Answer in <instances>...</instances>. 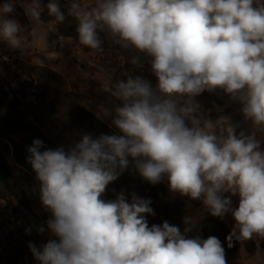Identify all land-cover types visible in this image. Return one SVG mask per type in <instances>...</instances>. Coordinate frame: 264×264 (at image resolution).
I'll use <instances>...</instances> for the list:
<instances>
[{
  "label": "clouds",
  "instance_id": "1",
  "mask_svg": "<svg viewBox=\"0 0 264 264\" xmlns=\"http://www.w3.org/2000/svg\"><path fill=\"white\" fill-rule=\"evenodd\" d=\"M41 6H24L33 25ZM44 7L58 24L71 17L79 44L94 52L107 41L138 53L133 66L144 56L157 82L126 75L102 83L113 105L102 114L117 133L83 134L67 150L38 138L27 147L51 214L53 238L28 245L38 264H227L218 237L188 236L191 217L183 232L168 221L149 227L150 198L132 192L128 201L121 191L103 199L126 171L152 185L166 178L170 192L200 201L212 217L230 215L228 248L264 238V0H67L66 11L49 0ZM15 11L13 0L0 3V41L12 50L26 39ZM205 92L239 105L249 129L230 116L210 118L196 99Z\"/></svg>",
  "mask_w": 264,
  "mask_h": 264
},
{
  "label": "rangeland",
  "instance_id": "2",
  "mask_svg": "<svg viewBox=\"0 0 264 264\" xmlns=\"http://www.w3.org/2000/svg\"><path fill=\"white\" fill-rule=\"evenodd\" d=\"M13 2L16 11L12 15L21 23L20 35L26 39L17 50L9 49L6 43L0 41V74L16 91L22 102V110L44 137L42 141L45 148L55 149L63 146L67 150L68 142H78L81 136L88 132L71 126L66 116L52 113L47 103L41 105V101L46 97V86L29 82L26 76L29 64L46 67L55 73L60 86L64 84L74 91L79 96V103L86 110L118 132L115 126H111L112 116L102 114V109L106 107L97 103L94 94L102 92L101 85L105 80L111 77L114 80L121 79L124 75L139 70L140 66L130 63L132 56L123 54L120 48L110 43L103 44V52H94L80 45L78 39L66 36L69 31L68 23L58 24L44 7L49 0H41V19L35 25L29 20L28 24H24L20 17V11L24 12V6L28 5L30 0ZM59 3L62 11H66L64 5L67 0H59ZM33 28L35 35L32 34ZM156 82L153 80L151 83L155 86ZM196 99L210 118L230 116L234 122L240 123L241 129H249V125L239 114V105L229 102L222 93L205 92ZM27 134L19 133L14 138L19 141ZM258 137L264 141V134L258 133ZM6 158L13 177L18 179L16 186L19 188L15 196L4 195L0 191V264H38L28 245L31 242L40 248L53 238L46 224L51 214L44 209L40 201V185L35 173L30 174L24 169L12 150L7 153ZM163 182L168 185L166 178ZM106 191L102 198L108 200ZM238 199L232 197L233 206H238ZM223 220L231 230L233 218L228 215ZM40 226L45 228L43 234L37 231ZM26 229H30V233L26 232ZM235 246L238 258L233 260L232 264H264V238L254 236L250 240L236 242Z\"/></svg>",
  "mask_w": 264,
  "mask_h": 264
},
{
  "label": "trees",
  "instance_id": "3",
  "mask_svg": "<svg viewBox=\"0 0 264 264\" xmlns=\"http://www.w3.org/2000/svg\"><path fill=\"white\" fill-rule=\"evenodd\" d=\"M20 17L24 24H28V19L23 11H20ZM65 22L69 25V31L66 32V36L78 39L75 21L71 17H67ZM105 43L108 42L105 41ZM121 52L123 54H130L132 57L139 55L134 51L124 49H121ZM140 64L142 66H140L139 70L132 71L127 75H139L151 82L156 80L155 76L151 73L147 58L142 55H140ZM27 67L26 76L29 82H36L39 85L46 86V97L41 101V105L47 103L52 113L55 112L56 114L66 116L71 126L82 128L94 137L99 136L101 133H117L94 113L86 110L79 103V96L74 91L63 83V86H60L55 73L42 66L29 64ZM125 77L126 75L122 78ZM94 99L106 108L110 109L113 106L112 102L103 92L95 93ZM24 132L28 134L19 141H16L14 136ZM37 138L44 140L42 134L38 132L36 126L26 116L25 111L22 110V102L16 91L0 74V191L4 195L15 196L19 188L16 186L18 179L13 177L8 165L7 153L12 150L22 167L30 174L34 173L31 165L27 162L29 155L27 147L31 146L33 140ZM75 143L68 142L67 149L74 146ZM43 150L42 148L41 151ZM121 191L124 192L128 201L131 200L130 194L132 192H135L142 198L151 199L152 203L150 206L155 215H147L149 227L154 224L162 225L164 221H168L170 225L179 227L183 232L185 227H187L184 223V217H191L192 230L188 233L189 237L200 235L202 238L207 239L209 236H216L225 247L227 264H232V261L238 258V250L235 244L231 248L227 247L226 237L231 231L230 228L224 220L208 214L206 208L199 201H193L187 197H181L179 194L170 192L168 185L163 181L152 185L143 180L138 173L130 171H126L116 181L107 186L106 195L108 200L116 199Z\"/></svg>",
  "mask_w": 264,
  "mask_h": 264
},
{
  "label": "built area",
  "instance_id": "4",
  "mask_svg": "<svg viewBox=\"0 0 264 264\" xmlns=\"http://www.w3.org/2000/svg\"><path fill=\"white\" fill-rule=\"evenodd\" d=\"M0 3H2V1L0 0Z\"/></svg>",
  "mask_w": 264,
  "mask_h": 264
}]
</instances>
